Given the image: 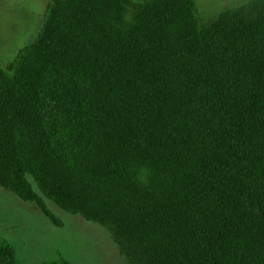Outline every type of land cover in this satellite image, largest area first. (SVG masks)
Returning <instances> with one entry per match:
<instances>
[{
  "label": "trees",
  "instance_id": "trees-1",
  "mask_svg": "<svg viewBox=\"0 0 264 264\" xmlns=\"http://www.w3.org/2000/svg\"><path fill=\"white\" fill-rule=\"evenodd\" d=\"M194 8L51 0L0 64V187L105 227L134 264H264V0L206 27Z\"/></svg>",
  "mask_w": 264,
  "mask_h": 264
},
{
  "label": "rangeland",
  "instance_id": "rangeland-1",
  "mask_svg": "<svg viewBox=\"0 0 264 264\" xmlns=\"http://www.w3.org/2000/svg\"><path fill=\"white\" fill-rule=\"evenodd\" d=\"M50 1L0 0V64L8 75L40 31ZM246 1L194 0L198 25L206 27L218 14ZM44 201L61 226L53 224L36 203L24 202L0 187V246L14 250L16 264H134L112 241L108 229Z\"/></svg>",
  "mask_w": 264,
  "mask_h": 264
}]
</instances>
